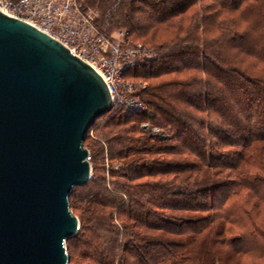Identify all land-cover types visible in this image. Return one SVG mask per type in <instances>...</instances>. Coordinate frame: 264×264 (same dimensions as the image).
Instances as JSON below:
<instances>
[{"label":"trees","instance_id":"trees-1","mask_svg":"<svg viewBox=\"0 0 264 264\" xmlns=\"http://www.w3.org/2000/svg\"><path fill=\"white\" fill-rule=\"evenodd\" d=\"M86 3L105 35L169 33L149 47L153 57L123 73L169 77L139 93L149 113L116 109L97 118L95 128L106 136L96 137L92 152L85 147L89 161L106 156L108 176L92 173L69 195L79 227L65 242L68 261L74 255L78 264H193L189 243L214 223L220 228L213 245L264 257V227L250 214L264 207V164L251 151L264 145V0ZM191 10L186 24H176ZM141 122L167 136L144 133ZM203 172L215 176L192 178Z\"/></svg>","mask_w":264,"mask_h":264},{"label":"water","instance_id":"water-1","mask_svg":"<svg viewBox=\"0 0 264 264\" xmlns=\"http://www.w3.org/2000/svg\"><path fill=\"white\" fill-rule=\"evenodd\" d=\"M110 110L90 65L0 10V264H68L69 195L91 176L84 139Z\"/></svg>","mask_w":264,"mask_h":264},{"label":"built area","instance_id":"built-area-1","mask_svg":"<svg viewBox=\"0 0 264 264\" xmlns=\"http://www.w3.org/2000/svg\"><path fill=\"white\" fill-rule=\"evenodd\" d=\"M0 10L50 35L90 65L106 85L111 110L130 115L148 113L135 84L125 82L123 73L150 59L151 54L140 44L127 43L126 32L105 35L98 30L85 0H0Z\"/></svg>","mask_w":264,"mask_h":264},{"label":"rangeland","instance_id":"rangeland-1","mask_svg":"<svg viewBox=\"0 0 264 264\" xmlns=\"http://www.w3.org/2000/svg\"><path fill=\"white\" fill-rule=\"evenodd\" d=\"M86 2H87V0H85V5H86L87 9L91 10V12L95 16L94 18L96 19V17L98 16V12L96 10L88 7ZM192 9H195V8H192ZM193 11L194 10L187 12V14L182 17L183 19L177 18L175 20L176 24H178V23H185L186 24L189 21V17L192 15ZM194 15H196V14H194ZM198 17H200V13L198 14ZM196 19H198L197 16H196ZM193 20H195V18H193ZM94 23H95V21H94ZM95 26H96V24H95ZM96 28H98V27L96 26ZM98 30H100V29L98 28ZM117 31H119V30L113 31L112 33L117 32ZM120 31L125 32L123 30H120ZM217 32H218V30H215L214 32L211 31L207 34V36H209V37L211 35L213 36ZM167 34H169V33H167V32L166 33L165 32L158 33L157 36L155 35V38L153 37L152 39H150L149 36H146L145 38L141 37V38H137V39H134L132 37H131V39L129 37L127 38L126 34L124 36H125L127 43L140 44L142 50L151 54V57H153V55L155 53L149 47H153L154 42L156 43L158 41H162L164 38L161 36L164 35V37H165ZM147 35H149V34H147ZM145 61H142V62H145ZM142 62L140 61L137 63H142ZM137 63H135V64H137ZM168 77L169 76H162L161 78L142 80V79H138L136 77L126 76V77H123V80L125 82H131V83L135 84L136 91H138V93H140L142 89L144 90V88L147 86V84L149 82L155 83V82L159 81L160 79H164V78H168ZM139 98L141 99L140 94H139ZM143 103L146 106V111L149 113L148 105L144 101H143ZM99 119H101V118H99ZM99 119L98 120L96 119L94 121V125L93 124H92L93 126L91 125L92 127L90 126L88 133H87V136L85 138L86 141L84 143V146L87 145L89 147V150H90V148L94 147V141L96 140V137L104 138L106 136L103 133L104 130H98L97 128H95V126H97V124L100 122ZM139 128L144 133H150L153 135H157L160 138H165L167 136V134L165 132H163L161 129H159L158 127H155V126H151L148 122H141L139 124ZM154 129H157V130H154ZM101 144L105 145V143L103 141H101ZM251 151L254 153H257L258 156H260V159L262 160L261 162L264 164V145H259V143H258V144H256V146L252 147ZM190 158L191 157H189V158L188 157L178 158V159L190 160ZM88 160H89V152H88ZM89 163H90V168H91L90 175L92 173H94V174H101L102 173L105 175L107 174L106 170L109 167V164H108V161L106 159V156H105V160L103 162L95 161L92 159L91 161H89ZM101 167H103V169H101ZM106 176H108V175H106ZM207 176L208 177H214L215 175H210V172H208V173L203 172V173L194 174L192 176V178L201 179V178H204ZM250 212H251L250 213L251 217L255 221H257L258 223H260L261 226L264 227V207H255V209L250 210ZM76 213H78L79 215H82V216H86V213L84 214V211H82V210L81 211L77 210ZM219 228L220 227L214 223L211 228L203 231L201 233V235L198 236L196 242H193V243L190 242L189 243V245H188V251L189 252L188 253L190 256H192V258L194 260L193 264H208V261H210L211 259L215 260L216 257H219L216 261V264H264V257H257L256 255H252V254L234 255L233 253L228 251V249L226 250L224 247H219V246L213 245L210 238L215 235L216 231H218ZM141 232L147 233L146 231H141ZM166 236L167 235H165V237ZM167 237L170 238L169 236H167ZM182 240H185V238H183ZM67 262H68V264H78V261L74 257V255H72L71 259Z\"/></svg>","mask_w":264,"mask_h":264}]
</instances>
